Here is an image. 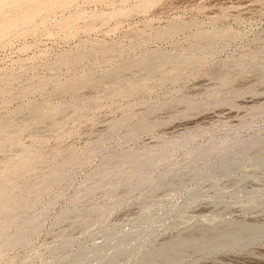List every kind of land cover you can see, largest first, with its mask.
<instances>
[{"label": "rangeland", "instance_id": "rangeland-1", "mask_svg": "<svg viewBox=\"0 0 264 264\" xmlns=\"http://www.w3.org/2000/svg\"><path fill=\"white\" fill-rule=\"evenodd\" d=\"M0 264H264V0H0Z\"/></svg>", "mask_w": 264, "mask_h": 264}]
</instances>
